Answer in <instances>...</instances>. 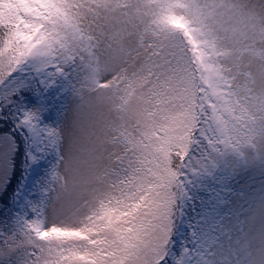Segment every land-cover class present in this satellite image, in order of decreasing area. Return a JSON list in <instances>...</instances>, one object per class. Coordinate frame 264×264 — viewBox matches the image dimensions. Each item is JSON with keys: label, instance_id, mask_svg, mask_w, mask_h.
Here are the masks:
<instances>
[{"label": "snow or ice", "instance_id": "snow-or-ice-1", "mask_svg": "<svg viewBox=\"0 0 264 264\" xmlns=\"http://www.w3.org/2000/svg\"><path fill=\"white\" fill-rule=\"evenodd\" d=\"M0 264H264V0H0Z\"/></svg>", "mask_w": 264, "mask_h": 264}]
</instances>
